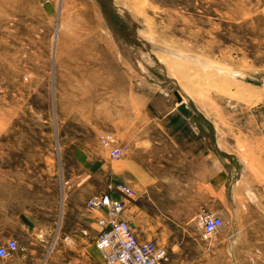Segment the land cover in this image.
I'll return each instance as SVG.
<instances>
[{"label":"rangeland","instance_id":"374dc122","mask_svg":"<svg viewBox=\"0 0 264 264\" xmlns=\"http://www.w3.org/2000/svg\"><path fill=\"white\" fill-rule=\"evenodd\" d=\"M141 1L142 14L133 0H0V221L16 228L26 214L40 224L18 253L49 264L74 246L39 231H64L71 195L111 193L133 216L129 198L109 191L125 182L127 166L101 138L113 135L121 147L165 140L136 101L143 90L152 96L149 86L178 110L180 97L188 113L206 116L226 164L219 196L215 174L200 182L183 158L157 166L178 180L162 214L167 227L145 230L148 242L167 251L164 264H192L209 243L228 239L223 264H264V0ZM148 41L243 78L191 65L169 71ZM80 151L96 163H80ZM245 169L259 192L251 200L237 186ZM204 212L225 222L214 240L204 239Z\"/></svg>","mask_w":264,"mask_h":264},{"label":"crops","instance_id":"0c3cea01","mask_svg":"<svg viewBox=\"0 0 264 264\" xmlns=\"http://www.w3.org/2000/svg\"><path fill=\"white\" fill-rule=\"evenodd\" d=\"M137 85L145 89L144 82L140 81ZM147 87L152 96L146 98L143 90V93H138L136 101L142 103L144 107L145 104L147 105L144 115L152 122H158L155 129H159L165 140L161 143L151 138L139 141L137 145H128L126 147L129 151L120 162L127 166V175L125 174L127 177L122 178L125 181L122 183L134 192L128 202L132 204L135 214L133 216L125 214V217L142 244L147 243L150 237L145 230L167 227L162 214L170 212L167 207L170 196L167 194H170L171 188L172 190L175 188L174 183L178 180L175 173L160 171L157 166L176 165L177 157L183 158L184 162L196 167L194 179L207 183L210 181V174H215L212 179L216 178L218 182L221 181L217 185L219 196L220 193L224 195L226 164L217 151L220 146L214 134L216 128L212 123L210 124L202 112L197 110L185 116L177 109L169 96L167 99L165 98L167 95L163 97L155 92L153 86V88ZM78 157L82 164L96 163L89 152L87 154V152L80 151ZM238 162L240 166L243 165L240 159ZM248 179L250 181L252 177L245 169L237 181V186H245L251 200L258 197L259 192L257 186L253 188L250 184L249 187L246 185ZM89 199V196L84 193L70 196L67 202V222L63 226V232L62 227L57 235L56 232L49 230L39 231L41 235H45L44 239L53 240L55 238L58 241L63 236H69L73 240L74 248L70 251L64 249L59 252L52 260L55 263L50 262L49 264H105L101 253L95 246V239L100 231L97 223L104 214L100 211L89 210L87 208ZM172 203L177 202L172 201ZM127 207L128 205L126 209ZM69 221H74L75 227L69 225ZM16 225L17 227L13 228L10 224L6 226L5 222L0 221V241L2 243L16 239L21 246L26 241L35 240L36 229L41 228L40 224L34 222L26 214L18 217ZM230 241L231 239L209 243L206 254L200 260L193 259L192 264H223L222 256ZM1 262V264H33V259L17 253L14 258Z\"/></svg>","mask_w":264,"mask_h":264},{"label":"built area","instance_id":"2783aa9c","mask_svg":"<svg viewBox=\"0 0 264 264\" xmlns=\"http://www.w3.org/2000/svg\"><path fill=\"white\" fill-rule=\"evenodd\" d=\"M101 144L115 162H120L129 151L127 147L118 146L113 135L102 137ZM109 191L127 198L134 195L124 184L110 185ZM87 208L104 214L97 223L100 231L95 239V246L105 264H164L168 260L167 251L155 242L140 243L132 225L125 217L124 201L107 193L91 198L87 202ZM201 224L205 240L213 239L225 227L223 218L208 212L202 214ZM64 241L73 244L69 236L65 237ZM18 252V243L9 240L0 246V260H10Z\"/></svg>","mask_w":264,"mask_h":264},{"label":"bare ground","instance_id":"6f19581e","mask_svg":"<svg viewBox=\"0 0 264 264\" xmlns=\"http://www.w3.org/2000/svg\"><path fill=\"white\" fill-rule=\"evenodd\" d=\"M134 1V6L137 8V11L142 14V8L141 6L144 5V2H142L141 0H133ZM131 2V1H130ZM132 7V6H131ZM133 9V8H132ZM136 10V9H135ZM133 11V10H132ZM150 25V24H149ZM145 39V38H144ZM147 41V40H146ZM151 44H154V41H148ZM154 42V43H153ZM171 46V45H170ZM169 47V45H168ZM173 47V46H172ZM153 50L155 52H157V59L159 61V63L163 66L166 67V69H168L169 71H173L174 69L178 70V72H181V70H188L190 69V65L198 68L201 70L202 73L207 74V76H209L210 74L213 76L212 73L217 72L220 74H224L226 76V79L228 78H243L241 75V73L239 72H233V71H229V70H223L220 67H216L213 66L207 62L201 61L197 58H192L189 56H186L185 54H180L177 53L175 51H173L170 48H166L163 46H159V45H153ZM196 70V69H195ZM168 71V72H169ZM172 74V73H171ZM241 74V75H240ZM175 76V75H174ZM173 76V77H174ZM222 76V75H221ZM224 76V78H225ZM176 77V76H175ZM223 77V76H222ZM238 85V87L240 86V83H235V85ZM258 84V83H257ZM243 85V84H242ZM260 86H262V84H259ZM258 85V86H259ZM237 88V87H236ZM264 90V89H263ZM254 94V93H253ZM181 99V98H180ZM182 100V99H181ZM182 103L184 104V102L182 101ZM180 106V105H179ZM185 106V105H184ZM188 110V109H187ZM216 237V236H215Z\"/></svg>","mask_w":264,"mask_h":264},{"label":"water","instance_id":"95a60500","mask_svg":"<svg viewBox=\"0 0 264 264\" xmlns=\"http://www.w3.org/2000/svg\"><path fill=\"white\" fill-rule=\"evenodd\" d=\"M179 105H180V108H179L180 112L184 114L185 116H188L189 115L188 110L186 106H184V104L182 103V100L180 99V97H179Z\"/></svg>","mask_w":264,"mask_h":264}]
</instances>
